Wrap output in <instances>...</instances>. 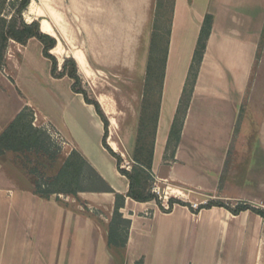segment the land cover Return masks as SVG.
Here are the masks:
<instances>
[{
  "label": "crops",
  "instance_id": "obj_1",
  "mask_svg": "<svg viewBox=\"0 0 264 264\" xmlns=\"http://www.w3.org/2000/svg\"><path fill=\"white\" fill-rule=\"evenodd\" d=\"M122 1L115 7H152L147 0ZM30 5L32 12L34 7ZM38 7L41 13H32L37 14L33 18L40 19L41 32L56 38L57 44L51 53L57 58L59 69L66 58H72L80 76L88 83L93 75L103 73L102 58L92 52L97 48L92 47L90 39L79 42L58 10L54 15L49 13L48 0H40ZM74 7L95 6L74 1ZM121 12L123 19L118 22L124 27L129 23L128 14L125 9ZM134 12L135 24L130 22L136 26L140 11ZM207 15L213 16L211 34L180 143L175 157L166 160L170 132ZM33 18L27 21L31 23ZM85 25L84 33L88 35L92 25L89 20ZM140 38L142 33L131 46L133 50L127 55L120 54V60L129 68L131 64H140L138 71H134L140 77L143 74L145 81L149 52L148 61L144 62L146 51L134 50ZM262 43L264 0H175L152 171L157 185L183 202L214 201L228 203L232 208L242 203L264 210V65L262 72L258 75L255 72L257 61L264 60ZM129 44V41L123 42L122 50L128 49ZM6 59V74L0 70V136L18 113L30 106L116 192L127 194L129 180L118 172L116 159L103 147L105 130L101 118L83 95L73 92L72 79L67 76L56 79L51 75L52 63L43 54V44L36 38L25 45L13 41ZM144 64L145 72L142 71ZM1 83L13 89L17 101H13L15 97ZM110 99L106 94L96 99L110 122L109 145L131 165L143 100L139 116L131 123V131L118 140L114 133L117 124L122 122L114 115L118 105ZM10 100L15 106L6 114L1 106ZM15 156V152L0 156V264H79L75 256L79 251L77 245L65 247L62 236L55 244L36 249L40 253L38 260L31 259L32 249L28 245L16 244V219L21 218V212L25 223L37 226L42 233L47 227L63 235L64 228L69 227L73 240L74 233L77 232V237L79 234L80 217L65 211L52 199L35 195L33 186L15 165ZM82 196L92 204L109 209L115 205L111 193H83ZM122 212L132 221L125 250L126 264H135L141 259L144 264H264V219L252 211L233 215L226 208L213 207L194 214L187 207L175 205L167 214L156 202L140 203L127 197ZM90 247L94 252L90 264H118L107 238ZM225 248L230 251L227 258L219 255ZM212 249L215 253L210 260L207 256Z\"/></svg>",
  "mask_w": 264,
  "mask_h": 264
},
{
  "label": "rangeland",
  "instance_id": "obj_2",
  "mask_svg": "<svg viewBox=\"0 0 264 264\" xmlns=\"http://www.w3.org/2000/svg\"><path fill=\"white\" fill-rule=\"evenodd\" d=\"M17 1L19 0H0V19L3 17L10 19L12 17L14 13L13 7H16L15 5ZM74 1H76L78 4L80 2L94 4L95 7H74ZM121 2L124 1L48 0V3L50 5L49 13L54 15L56 10H58L63 16V19L67 26L72 30V33L76 35L78 41H85V39L87 40V38H89L92 47L94 48V46H96L97 48L92 52H94V54L97 56L100 55V57L102 58L100 60L101 63L107 64L106 66L103 64L102 66H100V68H102L104 72L101 74L97 73L93 75L89 82L90 84L87 82V80L83 79L82 76L81 77L83 81V87L87 89L91 99L96 100L99 95L106 94L111 98L110 100L112 101V103L118 105V109L114 113V115L121 118L122 122H119L117 124V132L114 133V138L118 140L125 138L127 131H131L133 124L132 122L135 121V119H137V117L139 116L140 103L141 100L144 101L146 90V80H143V74L142 77H140L139 74H136V71H138V69L140 68V64H138L137 66H133L131 64L130 68L126 67L120 60V54L127 55V53H129L132 49L131 46L136 43L137 37H139L140 33H142V38H140L134 50L139 49L138 51H140V49H142L146 51L144 54V62L148 61L147 56L148 52L150 55L149 47L151 49L153 34L155 31L154 28L156 27L159 29L157 32L158 38L156 41L157 45L154 55L156 59L155 66L157 76L154 78V81L152 83V89L149 90V93L147 92V94L149 95L148 103H146V106L148 105V111L146 112L147 117L152 119V117L155 115L156 104L158 102V92L160 91L159 71L163 66L167 43V33L170 27L173 5V0H147V4L150 6L152 5V7H115L121 4ZM31 4H33L34 7L33 11L31 12L30 8H28L23 14L26 22H28L27 20H30L29 17H36L37 14L32 15V13H41L40 7H38V5L40 4V0H32ZM109 4H111L113 7H104L105 5ZM122 9L127 10V21L129 22L128 24L125 23L126 26L124 25V27H122L123 24L122 26H120L118 22L119 20L123 19V14L121 12ZM136 9H138L140 13L137 12L138 25L134 26V10ZM35 20L40 22L39 18H33V21ZM88 20L90 21L92 28L88 30V35H85L84 27L86 28L85 24L86 22H88ZM130 20H132L134 24H132V21L130 22ZM140 20H142V25H140ZM126 41H129L130 43L127 47L128 49L125 50L123 48L122 50L121 45H123V42L125 43ZM11 42L13 41L9 42V46ZM105 42L107 44L104 45ZM104 47H106V49H104ZM261 51H264V43L261 44ZM7 52L8 49L6 51V56ZM6 61L7 59L5 60L4 65L0 66V70L5 74ZM263 65L264 60L259 59L256 64V75H258V72H262ZM135 69L136 71H134ZM132 71H134L135 74H133ZM142 71L145 72V64ZM1 84H3L5 89L11 95H13V97H15V100L13 101H17L15 94H13V89L7 83ZM13 101L10 100L7 103H2L1 108L3 107L2 109L5 110L6 114L11 113L14 109L15 104ZM142 109L143 106L141 108V111ZM140 114L142 115L141 112ZM49 124L50 123L45 121L43 117L35 114V125L47 128L51 133L55 143L63 147V152L59 161L51 162L44 156H36L33 152H25L19 154L13 159L15 165L17 166L19 171H21L23 177L29 180V182L33 186L32 188H34L36 182L42 185L43 188L46 184L52 183L53 181L51 180V178L57 175L64 160L72 151L69 143H65V138H63L60 133H57L58 131L56 128V130L52 129ZM150 133L151 130L149 134ZM148 139V142L150 143V135ZM107 142L109 144V137ZM133 165L134 162H132L131 165H128L124 160L122 167L129 171H132ZM33 170H37L35 176L29 173ZM157 189H160V194H157L155 192L158 191ZM149 192L157 195L164 209H169L170 199L176 198L169 192H166L164 188L157 185L155 176L154 181H147L146 183V193ZM82 194L83 193H80L78 194V196L53 195L49 199L55 201L65 211L73 212L75 215H78L80 217L78 237L77 235H75L77 234V232L74 233L73 240L72 229H70L69 227L64 228L63 235H61L60 231L56 233L55 228L47 227L44 228L42 233L40 231V228H38L37 226L30 225V223L26 224L23 219V212H21V218L16 219V244L20 246L28 245V247L32 249L31 259H34V257H36V260H38L40 253L35 252V250H39L41 248V245L55 244L57 241H60V238L62 236L63 244L65 247H71L73 243L77 245L79 251L75 253V256L79 261V264H90L94 256V252L90 246L93 244H99L102 238L108 239L111 220L114 213V207L112 209H109L104 205L92 204L88 200H86L84 196H82ZM176 199L183 201L180 198ZM185 203L189 204L190 207L194 210H199L200 206L204 205L202 203H196L198 204V207H194L193 203ZM225 204L230 205L228 203ZM148 213V217L152 216L151 211H149ZM190 226L195 227V224H190ZM110 249L118 264H126V251L115 248ZM28 253L25 252V255H28ZM214 253L215 252H213V249L209 250L207 256L208 259L210 258V260H212V256ZM220 253L221 254L219 255L224 258H227V256L230 255V251H228V249L226 248L224 249V251L220 250ZM32 262L34 263V260H32Z\"/></svg>",
  "mask_w": 264,
  "mask_h": 264
},
{
  "label": "trees",
  "instance_id": "obj_3",
  "mask_svg": "<svg viewBox=\"0 0 264 264\" xmlns=\"http://www.w3.org/2000/svg\"><path fill=\"white\" fill-rule=\"evenodd\" d=\"M32 0H19L16 2L14 13L10 19H0V66L4 65L6 60V51L10 41H15L19 44L25 45L31 38L38 39L43 44V54L52 63L51 75L56 79L69 77L73 80L72 90L77 94H81L87 104L94 106L96 113L101 118L104 124V136L102 144L104 148L117 161L118 172L125 176L130 183L127 194L116 192L110 184L99 174V172L87 161V159L77 150L73 149L71 153L64 160L59 172L44 186L38 182L34 185V194L42 199L49 200L53 195L78 196L80 193H111L115 195L114 213L111 220L108 236L109 248L119 250H126L132 221L126 218L122 212L125 208L127 197L136 202L148 203L156 202L164 213H171L175 205L189 207L191 212L198 214L203 209H211L213 207H222L228 209L233 215H239L244 211H252L264 219V210L257 209L249 204H238L235 208L221 202L211 201L207 205L200 206L199 210H194L189 204L171 198L169 201V209H164L161 201L157 195L153 193H146L147 181H154L153 156L155 139L158 128V120L162 102L163 85L166 73L167 57L170 45L171 27L174 16V5H172V15L170 27L167 33V43L165 49V56L163 66L160 69V91L158 92V102L156 104L155 115L151 118L147 117L148 95L149 90L152 89V83L157 76L154 57L156 50V41L158 38V28H154L152 45L150 49L149 62L146 75V90L143 101V109L140 116L139 129L136 137V145L133 157V170L129 171L122 167L124 159L121 155L116 153L107 140L109 137V119L103 110L98 100L91 99L88 91L83 87V81L79 74L77 63L72 58H66L61 69H59V62L57 58L51 53L56 47L57 40L53 36L41 32L40 22L35 20L28 23L24 19V12L29 8ZM213 25V16L207 15L202 26L201 34L195 50L193 61L189 70V75L185 84V88L180 100L175 120L170 132L165 159H173L175 157L176 149L180 143L181 135L188 108L191 103L195 84L199 75L200 67L203 62L204 54L207 48V42L211 34ZM147 96V97H146ZM49 126L56 130L52 124ZM152 126V127H151ZM151 130V133L149 134ZM59 133V132H57ZM150 135V143L148 137ZM65 140V139H64ZM65 143L67 141L65 140ZM149 144V146H148ZM7 152H15L17 155L25 152H33L36 156H44L51 162H57L63 152V147L57 145L49 132L43 126L35 125V111L30 106H25L7 127V129L0 136V156ZM35 176L37 170L29 172ZM152 214V212H151ZM135 264H144L143 259L137 261Z\"/></svg>",
  "mask_w": 264,
  "mask_h": 264
},
{
  "label": "built area",
  "instance_id": "obj_4",
  "mask_svg": "<svg viewBox=\"0 0 264 264\" xmlns=\"http://www.w3.org/2000/svg\"><path fill=\"white\" fill-rule=\"evenodd\" d=\"M157 190H158V191H155V192H156L157 194H160V192H161L160 189H157ZM205 204H206V203H205ZM205 204H204V205H205ZM193 205H194V207H198V204H196V203H193Z\"/></svg>",
  "mask_w": 264,
  "mask_h": 264
}]
</instances>
